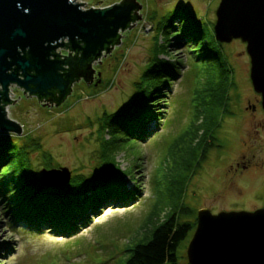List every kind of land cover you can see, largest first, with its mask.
<instances>
[{
	"label": "rangeland",
	"instance_id": "rangeland-1",
	"mask_svg": "<svg viewBox=\"0 0 264 264\" xmlns=\"http://www.w3.org/2000/svg\"><path fill=\"white\" fill-rule=\"evenodd\" d=\"M119 1L82 0L85 9ZM137 1L141 18L130 28L118 31L120 43L109 45L112 49L102 52L100 63H91L94 73L88 84L82 78L72 82L70 93L58 105L38 101L36 96H27L24 88L10 84L7 96L14 101L3 108L6 118L17 122L22 130H0V139H15L19 144L28 138L38 140L52 157L49 165L66 167L71 176L94 174L98 153L109 146L119 167L129 172L119 181L130 196L109 195L112 202L104 204L100 200L75 221L73 231L65 232L44 222L31 225L21 216L27 212L13 216V210L0 199V264H123L128 250L146 242L154 226L168 213L192 222L201 208L264 205V123L250 110L244 111V101L240 109L232 101L237 93L239 102L250 93L242 47L226 43L219 60L212 55L202 59V53L189 42L192 36L180 32L190 23L210 22L213 30L220 0ZM168 23L177 28H167L165 33L163 26ZM159 44H164L159 58L171 62L168 71L172 74L168 85L155 97L153 109L159 115L146 117L144 127L137 124L128 134L133 139L116 141L111 148L112 141L105 142L104 138L117 137L107 130L100 135L99 119L103 113L122 109ZM57 52L67 54L63 48ZM225 69L232 70L227 86H235L229 92L232 114L226 116L211 106L214 93L209 84L210 77L221 80ZM214 119L220 123L214 138L204 139L199 133ZM199 124L201 132L197 134L195 125ZM29 152L32 167L28 176L42 180L41 169H46V163L37 150ZM105 155L104 161H111L112 155ZM247 161L251 163L248 172L226 171L229 167L223 165ZM2 181L9 183L4 192L12 191L13 183ZM41 185L45 186L42 181ZM82 196L78 197L80 201ZM189 239L177 249L178 264H187Z\"/></svg>",
	"mask_w": 264,
	"mask_h": 264
},
{
	"label": "water",
	"instance_id": "water-1",
	"mask_svg": "<svg viewBox=\"0 0 264 264\" xmlns=\"http://www.w3.org/2000/svg\"><path fill=\"white\" fill-rule=\"evenodd\" d=\"M81 4L84 2L74 0H0L1 131L22 130L6 118L3 108L14 101L7 96L10 84L24 88L27 96H36L38 101L60 104L72 82L82 78L88 84L92 80L91 63H100L102 52L106 54L112 49L109 45L120 43L118 31L141 18L137 0H120L103 8L84 9ZM215 16L216 41L240 39L246 43L250 80L261 94L264 111V0H220ZM60 48L67 54L58 53ZM50 90L58 95L46 98ZM41 174L42 183L54 188L71 178L66 167L43 168ZM186 257L188 264H264V207L216 214L199 209Z\"/></svg>",
	"mask_w": 264,
	"mask_h": 264
},
{
	"label": "trees",
	"instance_id": "trees-1",
	"mask_svg": "<svg viewBox=\"0 0 264 264\" xmlns=\"http://www.w3.org/2000/svg\"><path fill=\"white\" fill-rule=\"evenodd\" d=\"M163 28L164 32L167 33V28L172 29L177 28V26L168 23ZM180 32L181 34L187 32L188 36H192L193 39H190L189 42L202 53V59H209V56L212 55L219 60L224 43L215 40L210 22L206 24L190 23L181 28ZM162 45L157 46V51L154 52L149 65L139 79L135 81L134 92L128 97L122 109L111 114L103 113L99 119L98 133L103 135L107 130L106 133L115 134L114 136L117 137L112 140L111 138H104L105 142L112 141L109 144L111 148L116 141L133 139L128 134L132 133L135 125L143 126L146 117L159 115L153 109V106L157 104L155 97L163 86L168 85V76L172 75L168 71L171 62L159 58L162 53ZM78 54L80 55L79 52ZM231 72V69H225L226 75L223 74L221 80L209 78V84L212 86L210 90L212 94L214 93V104L211 106L224 111L225 116L232 114L229 110V92L235 86H227ZM230 84L233 85L234 83ZM219 125L220 123L218 124L214 119L199 135L203 136L204 139L207 137L214 138V132ZM200 126L201 124L195 125L197 134L200 131ZM143 127H141V133L144 131ZM31 150H37L40 153L41 159L46 163L44 164L46 169L53 168L49 165L52 157L48 151L42 150L38 140L28 138L27 142L19 144L15 139L13 141L9 138L0 139V199H4L5 205L13 210V216L16 215V212L19 214L27 212L21 216H25L24 220L33 226L41 225L44 222L52 225L58 231L60 229L63 232L65 230L73 231L77 226L75 221L80 219L85 212L91 210L100 200L107 204L113 201L109 195L116 194L119 196L121 194L125 198L130 196L123 183L119 181V179L122 181V178L129 172L126 171L127 169L123 170L119 167V163L113 159V150L111 151L109 146L100 155L98 153L96 174L88 175L90 177H86L84 174L73 175L69 183L60 189L45 187L41 185V180H34L30 175V177L28 176L32 167L29 158V151ZM105 154L112 155L111 161H104L102 157L107 156ZM3 179L13 183L12 191L6 190L4 192V186L9 189V183H3ZM81 195H83V199L80 201L78 197ZM12 199L17 201L13 202ZM195 225L196 219L192 222L180 221L175 213H168L163 220H159L158 224L154 226L146 242L136 243L128 250L123 264H178L177 249L181 242L191 237Z\"/></svg>",
	"mask_w": 264,
	"mask_h": 264
},
{
	"label": "flooded vegetation",
	"instance_id": "flooded-vegetation-1",
	"mask_svg": "<svg viewBox=\"0 0 264 264\" xmlns=\"http://www.w3.org/2000/svg\"><path fill=\"white\" fill-rule=\"evenodd\" d=\"M235 43H238L240 44V46L242 47L241 50H240V53H242V56H244L245 58V66L247 68V77H248V80H249V97L244 99L242 97L241 101L239 102V99H240V94H235L234 98L232 101H234L235 104H238L239 105V109L241 108V104L242 102L244 101L245 104H244V111L246 112V109L247 110H250L253 115L256 114L258 117H260V119L262 120V122L264 123V111L262 109V106H261V101H262V97H261V94L256 92L252 86V83H251V80H250V57L246 51V43L245 42H242L240 39H232L229 43L227 44H235ZM226 44V43H224ZM68 69V68H67ZM68 70H66L67 72ZM65 72V73H66ZM50 93L51 94H48L46 95V98H55L57 95H58V92L56 90H50ZM237 117V116H236ZM264 148V146H263ZM225 158L226 159H229V156L225 155ZM223 165H226L228 166L229 168L227 169L226 168V171H229V169H232V172H239V173H242V172H248V169L250 168V165L251 163L248 161L246 163H241L240 162H235L234 164L230 163L228 164L225 163ZM222 167V165L220 166V168ZM231 172V173H232ZM262 192V191H261ZM264 205L262 206H257V207H254V208H246V207H230V208H224V209H218V210H213L212 208H208L213 214H216V213H219L221 211H239V210H246V211H253L257 208H260V207H263ZM207 208V207H206Z\"/></svg>",
	"mask_w": 264,
	"mask_h": 264
},
{
	"label": "built area",
	"instance_id": "built-area-1",
	"mask_svg": "<svg viewBox=\"0 0 264 264\" xmlns=\"http://www.w3.org/2000/svg\"><path fill=\"white\" fill-rule=\"evenodd\" d=\"M74 1L77 2V3H78V2H82V0H78V1H77V0H74ZM81 7L84 8V4H81ZM84 9H85V8H84ZM145 30H146V29H145Z\"/></svg>",
	"mask_w": 264,
	"mask_h": 264
},
{
	"label": "bare ground",
	"instance_id": "bare-ground-1",
	"mask_svg": "<svg viewBox=\"0 0 264 264\" xmlns=\"http://www.w3.org/2000/svg\"><path fill=\"white\" fill-rule=\"evenodd\" d=\"M78 1V0H77ZM100 59V58H99ZM91 68H92V66H91Z\"/></svg>",
	"mask_w": 264,
	"mask_h": 264
}]
</instances>
